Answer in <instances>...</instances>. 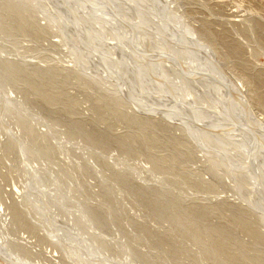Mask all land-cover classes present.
<instances>
[{"label":"rangeland","instance_id":"374dc122","mask_svg":"<svg viewBox=\"0 0 264 264\" xmlns=\"http://www.w3.org/2000/svg\"><path fill=\"white\" fill-rule=\"evenodd\" d=\"M32 1L34 14L20 0H0V264H264L258 209L263 198L252 194L257 186L264 192V163L254 166L262 180H250L246 173L254 167L239 165L246 161L242 147L254 152L258 146L230 125L249 124L248 132L264 137V0L147 3L157 19H168L152 25L172 33L165 38L153 30L150 40L167 52L175 43L187 52L203 51L222 72L195 69L192 75L228 86L234 101L252 110L249 118L226 113L228 118L215 115L216 121L208 119V106L194 109L193 99L190 109L182 101L174 108L172 96H158L157 102L149 91L153 77L158 85L163 71H190L169 56L155 52L156 57L150 44L141 46L149 71L135 69L131 73L140 77H123L124 58H117L118 79L110 77L113 68L94 56V45L105 42L116 55L125 51L117 42L128 29L114 10L110 15L92 7L115 33L113 43L92 33L62 34L54 22L64 21L63 7L53 12L55 0ZM114 1L130 19L136 15L125 0ZM35 2L46 8L44 14ZM133 27L145 42L147 31ZM235 86L243 87L242 100ZM175 87L182 100L189 96L183 88L192 89ZM209 123L232 143L240 137L236 150L204 145L194 126L206 130ZM162 201L169 203L164 211L179 208L193 217L175 222L154 215L151 206ZM210 226L221 231L212 234Z\"/></svg>","mask_w":264,"mask_h":264},{"label":"bare ground","instance_id":"6f19581e","mask_svg":"<svg viewBox=\"0 0 264 264\" xmlns=\"http://www.w3.org/2000/svg\"><path fill=\"white\" fill-rule=\"evenodd\" d=\"M20 1H22L23 3H25L26 4V7L30 11H32L33 14L37 11V10H35L37 7H33V5H32V2H33L32 0H20ZM83 1H85V0H55V4L51 7L52 10H53V12H56L58 9H60V8L63 7L62 9L65 11V13H64L65 16H64V21L61 18L60 20L57 19V21L54 22V23L56 24V26L58 27V29L62 30L61 32H63L62 34H64V35H69L71 37L73 34L84 35V34L92 33L93 35L97 36L96 38H99L100 37V39H104V40L106 39V40H109L110 42L113 41V43H114L117 40L115 38V33L112 32V31H110V29L107 28V26H106V24H104V22L102 23V22H100V21L97 20L96 16L94 15V12H93V8L92 7L95 6V8H97V6H98V7L102 8V9L103 8H106L107 9L106 13L108 12L110 15H111V13H112L113 10L116 12V14L118 13L119 17L122 19L121 21H123L126 24V27L125 28L128 29V31H127L128 33L125 32V36L124 37H120V39L117 42L118 45H120V44L125 45L124 46L125 47V51L124 52H121L120 51V54L121 55H119V54L116 55V54H114V51L112 49L107 48L108 46H106L104 44L105 42L104 43H99V41H98L96 43V45H94V56L96 54L97 55L100 54L99 57H98L99 58V61H103V62H105L107 64V66H106V64H103L102 63L103 65L106 66L105 68L108 69L109 68L108 65L109 66H112V67H110V68H113L112 71L110 70L111 71V73H109L110 74V77H113L115 79H118L117 76H116V74L119 73V70H120L121 66L118 64L117 58H119V60H121V61L124 58V61L121 63L122 70H120V71H122V74L121 75H123V77H126L127 78L128 74H130L131 71L132 70H135V69H139V70L140 69H144L145 71H149L148 68L145 67V65L143 63L145 61L143 59V51L141 50V46L142 45L145 46L146 44L148 46V44H150V50H151L152 53L155 54V52H158V54L169 56V57H171V59L173 60V62H176L177 64H179L181 67L184 68V70L190 71V73H187V74L181 73L182 71L181 72L178 71L177 72L178 74H176V73L175 74H172L171 72L163 71L162 74L159 76V77H161L159 79H162V82L161 83H163V84H161L159 81H157L158 85H153L154 80L155 79L156 80L158 79L156 77H153L155 79L151 80V86H150L151 88H149V91L157 95V97H156L157 102L159 101V99H160V97L162 95H164L166 97L165 99H167V97H169V96H172V98H175V100H177L176 102H173L172 103V105L174 106V108H177L178 105L180 104V102L182 101L181 103H183V105L185 106L184 108L185 109H190L188 103L193 99L194 100V103H193V105H194L193 108L194 109H198L199 108V105H200V106H203V108H204V106H208L209 109L207 111H209L210 109L213 110L212 112L209 111L211 113V114L208 115V117H209L208 119L210 121H216L219 116L220 117H227L228 118L229 116L226 115V113H228V114H230V116H233V117H236V118L239 117V116H244V114H246V117L249 118V115H250V113H252L251 112L252 110L249 109V110L245 111L242 108V105L240 106V104H237L234 101V99H233V92L229 90L228 86H226V87L225 86H219V85H216L214 82H209L208 83L206 81V79H203V81H202V80H200V78L202 79V76H203L202 74H201L202 76L198 79L200 81H197V78L194 75H192L191 71L194 72L195 69L200 70L201 73L202 72H208L211 75L215 71V75H217L216 69H218V68H215V66L217 64L215 62H214V64L213 63H210L205 58L204 54H202L203 51L202 52H193V51L187 52V51H185V49L183 47H181V46L179 47V46H177L178 44L175 43L174 45H172V46H174L175 50L173 52H169V51L167 52V51L163 50V48L160 47V45H159L160 43L159 44H156L155 42H153V41L150 40L151 38H154V36L152 37V34L154 33L153 30H157L159 33L160 32H163V35L165 36V38H168V36L170 34H172L171 31H170V33L168 32V30H170L168 28H165V30H162V29H159V28H155V25L156 24L152 25L154 22H158V21H162L164 24L168 22L167 21L168 19H166V17L165 18L163 17L162 20L160 19V17H158V19H157L156 16L154 15V12H152L149 9L147 3L149 1L152 2V3H154L153 0H125L126 3L129 4V6H131V7L134 8L133 9V10H135L134 13H136V15L134 14L133 15V18H131V19L129 17H127L128 16V13L125 12V10L123 8H120L119 5L114 0H86L85 2H87V3H84ZM155 1H157V0H155ZM76 3H78V4H76ZM157 3H158V1H157ZM34 4L36 5V2ZM36 6L39 7V10L38 11L41 12V13H43L46 10V8L43 7L40 2ZM110 11H111V13H110ZM110 15H107V16L109 17ZM135 18H136V20H135ZM151 21H153V22L151 23ZM48 23H50V22H48ZM132 24H133V26L134 25L136 26V29H139V28H142L143 29L144 28L147 31L146 33L148 35V39L146 38L145 39V42L142 41L141 38H139V36L133 34V32H132L133 29L132 28H134V27L132 26ZM136 24H138V25H136ZM39 25H40V27L42 29H44V26H42L41 24H39ZM84 29H86L87 31H84ZM164 31H167V32H164ZM189 33L187 34L189 36V38H191V39L195 38V37H193L194 36L193 34H189ZM62 34H60V35H62ZM177 34H181V33L178 32ZM129 35L133 36V38L130 37ZM180 36H182V35H180ZM77 38L79 39V41L83 40L82 43H84V45L85 44L88 45V46L91 45V43H90L89 40H86V39L81 38L79 36ZM193 40L195 41V39H193ZM144 43H145V45H144ZM69 45H71V44H69ZM102 45H104V46H102ZM84 47H86V46H84ZM67 49H68V46H67ZM102 53L106 54V55H104L105 56L104 58L101 57L102 56L101 55ZM72 54H71V56H72ZM161 55H159V56H161ZM155 56L157 57V53L155 54ZM111 57H112V59H111ZM138 58H139V60H138ZM210 58H211L212 61H214V58L212 56H210ZM74 59H77V57L74 58ZM110 59H111L112 62L110 61ZM158 59H160V61H161V58L158 57ZM0 61H2V60L0 59ZM205 61H207V62H205ZM204 62H205V64H204ZM71 63H73V62H71ZM97 63H100V62L97 61ZM27 64H29V63H27ZM74 66H76V64ZM193 66H197V68H194ZM99 69H100V67H99ZM174 70H178V69H176V67H175ZM218 71L219 72H222L221 71V68L218 69ZM138 72L137 73L134 72V73L136 75H139V77H140V73H138ZM196 72H198V71H196ZM146 74H148V73H146ZM150 74H152V73L149 72V75ZM124 75H126V76H124ZM136 75H135V77H136ZM226 76L227 75H225L224 78H226ZM142 78H144V76ZM126 80L128 82L130 81L128 79H126ZM186 81H188V83ZM116 83H118V82H116ZM182 83H184V85L185 84L188 85V87L191 84V88H192L191 90L190 89L189 90H185L183 88V94L186 92L184 95H187V94L189 95L184 100L181 99V94L179 93L178 89L175 87L176 84H182ZM226 83H228V82H226ZM119 84H117L116 86H118ZM169 84L171 85V88H170L171 90L169 89L170 91L168 90V88H166V85H169ZM124 85H126V84H124ZM128 85H130V84H128ZM233 87H234V85H233ZM126 88L129 89V90H132L133 89L132 87H130V88L126 87ZM235 90H236V93H237L236 94L237 99H241L242 100V97L241 96H243L242 95V92L244 91L243 90V87L242 86H235ZM131 92L128 94L130 97H132V95H133V91H131ZM244 94H245V92H244ZM117 95L119 96V94H117ZM158 96H160V97H158ZM243 98H244V100H247L248 101V99L246 97H243ZM160 104H161V106L164 105L161 102H160ZM193 111L194 110H189L188 112H190L192 114ZM215 115H216L217 118L215 117ZM210 117H212V118H210ZM261 118L262 117H260V119ZM260 119H259V122H260ZM155 120H156V118H155ZM161 120L162 119H159V120H156V121H161ZM255 120H256V118H255ZM261 120L263 121V118ZM230 125L232 127H234V128H237L239 130L244 131L246 134H248V136L251 137L250 138V142H251V139H253L255 141V144H257V146H258V147L256 146L257 149L254 152L251 151L252 153L250 152V148H248L246 146L242 147L245 150L244 155L246 156L245 157L246 158V161L244 163H239V165L240 164H243L245 166L244 167L245 169H248V168L250 169L251 168L250 167L251 165H252V168L254 166H256L257 168H260L263 165V163H264L263 162L264 161V150H263V148H264V137H262L261 135H255V134H252L251 132H248V130L250 129L249 127H251L249 124L248 125L247 124H244L243 127H239L238 124H236V123L235 124H230ZM254 125H256V124H254ZM206 126H207L206 127V130H201L200 128L194 126L196 132L198 134H200V137L202 138V141L204 142V145H206L208 147V145H211V144L214 146V144L219 145L220 143H223V144H225L227 146L228 145L231 146L232 147V150H236V147L238 145V141H241V138L240 137H235L237 139V141H235L234 143H232L228 138H225L223 136H220L222 134L217 135V134H215L212 131V130H215V129L218 130V128H221V127H218L217 125H212L210 123L209 124H206ZM254 127H252V128H254ZM222 129H224V128H222ZM231 129H233V128H231ZM258 129H259V127H258ZM219 133H221V131ZM234 133H236V132H234ZM18 135L20 136L21 134H18L17 133V136ZM94 137L95 136H93L92 139ZM229 138H233V137H230L229 136ZM235 138H234V140H236ZM252 144H253V142H252ZM212 145H211V147H212ZM215 147H217V146H215ZM222 147H223V145H222ZM218 157H221V159H223L222 156H218ZM230 163H232V161ZM256 167L253 168V170L251 171V173H246L249 177H251L250 180H252V179H254V180L258 179L259 180L262 177V176H260V171H258L256 169ZM263 172H264V169H263ZM235 174H237V173L235 172ZM240 174H244V173L242 172ZM257 183H260L261 184L260 181L257 182ZM261 187L264 190V186L262 185ZM256 188H255L256 191L253 192V193L251 192V193L254 196L258 197V198H260V197L263 198V201L261 200V204L262 205L258 209H259V212L261 214V215L259 214L260 218L264 219V192L262 193L259 190V187L258 186ZM152 203H156V202H152ZM165 203H166V201H162L160 203L153 204V206H151L152 207V213L154 215H157V216L167 217L168 219H171V220H173L175 222H182V221L183 222H186V221H188L189 219H191L193 217L192 216L193 213H191V212H183L179 208H175L173 211L166 212V211L163 210L164 209L163 206H165V208H167V205L169 203L166 204V205H164ZM172 205H175V204H171V206ZM241 212H242V210L240 209L239 213H241ZM240 217L241 218H245L246 219L245 221L248 220L247 219V216H244L242 214H241ZM187 228H189V227H187ZM208 229H209V231H212L211 232L212 234L215 233V232L221 231V228L211 227V226L208 227ZM66 233H68V232H66ZM62 234H64V233H62ZM65 235L66 234H64V236ZM70 235H72L73 237H74V235L76 236V234H73V233H71ZM242 248L245 249L246 246H244Z\"/></svg>","mask_w":264,"mask_h":264}]
</instances>
